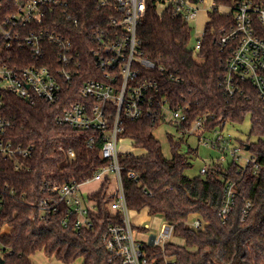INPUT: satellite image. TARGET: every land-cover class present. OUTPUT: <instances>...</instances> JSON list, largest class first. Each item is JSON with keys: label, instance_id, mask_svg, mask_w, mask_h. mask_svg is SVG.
Returning a JSON list of instances; mask_svg holds the SVG:
<instances>
[{"label": "trees", "instance_id": "obj_1", "mask_svg": "<svg viewBox=\"0 0 264 264\" xmlns=\"http://www.w3.org/2000/svg\"><path fill=\"white\" fill-rule=\"evenodd\" d=\"M14 0H1L12 7ZM67 0L66 15L56 17L59 31L68 33L75 47L88 54L90 39L85 30L100 23L106 26L117 16L114 0ZM198 1V0H192ZM214 11L208 13L196 54L187 50L190 27L169 12L149 4L136 31L143 56L155 69L142 77L155 79L158 96L170 107H187L188 120L212 115L207 122L213 128L225 121L231 125L250 116L248 139L241 147L249 151L253 164L241 171L233 160L226 164L213 162L205 175L190 178L184 170L192 166L196 150L187 154L171 146L166 158L154 131L160 122L144 114L136 121L122 120L120 138L129 139L140 153H121L122 185L128 210L146 209L174 225V237L183 239L184 246L172 241L166 244L167 254L174 264H261L264 262V104L250 91L245 96L228 97L222 86L227 53L221 51L218 38L222 28L232 24L230 14L217 8L232 4V0H213ZM67 16L72 19L67 20ZM76 20V23H74ZM91 59L86 64L91 65ZM92 66V65H91ZM77 82L91 78L89 69L78 73ZM81 100L78 91L49 105L35 104L13 93L0 95V119L10 123L4 139L14 145L32 148L27 157L0 158V264H34L31 257L42 251L63 264H120L109 261L105 249L106 229L118 223L120 215L111 213L108 205L114 199L112 183L107 178L85 198L96 203L92 212L93 227L76 230L71 215L67 226L62 220L67 206L57 202L50 185L62 186L72 181L84 182L107 161L100 155L102 137L88 130H77L55 123L57 116L71 103ZM95 136L92 148L86 145ZM254 138V141H250ZM69 151L73 153L71 157ZM133 171L135 176L129 177ZM226 181L234 182L236 197L225 223L218 216ZM42 201L55 205L47 211ZM249 202L244 220L243 210ZM190 217L202 222L194 230L186 222ZM156 251V250H155ZM156 253H158L156 251Z\"/></svg>", "mask_w": 264, "mask_h": 264}, {"label": "built area", "instance_id": "obj_2", "mask_svg": "<svg viewBox=\"0 0 264 264\" xmlns=\"http://www.w3.org/2000/svg\"><path fill=\"white\" fill-rule=\"evenodd\" d=\"M200 0H114L117 16L111 17L106 26L99 22L85 30L91 47L87 53L80 52L71 38L59 31L57 15H66L67 0H14L12 7L6 8L0 0V95L13 93L29 104L37 101L49 105L59 102L64 96H72L78 91L81 100L71 103L56 117L59 126H69L77 130H88L102 137L100 155L107 165L97 169L84 182L66 183L62 186L50 185L57 203L67 206V215L62 224L67 226L71 215L76 217L74 228L91 229L92 212L96 203L87 200L83 187L91 183H102L109 179L113 184L114 199L108 205L111 213L120 215L119 222L107 227L103 240L111 261L120 264H174V258L167 254L166 244L174 237V225L163 222L156 234L150 235L147 243L137 241L133 235L128 207L125 200L121 165L117 142L124 128L122 120L136 121L144 114L158 122L164 121L170 112V124L182 134L199 136L208 129L207 122L212 115L198 116L188 120L187 107H170L166 99L158 96L159 86L155 79L142 77L155 69V65L141 51L136 31L149 4L174 18L189 22L200 12ZM105 0L100 1L104 5ZM222 14H230L232 24L222 28L218 38L221 51L227 53L222 86L228 97L245 96L252 91L264 104V0H232V4L222 6ZM206 15L214 8L204 9ZM72 18L67 16V20ZM76 23V20H74ZM201 39L196 42L199 50ZM91 59V65L86 64ZM88 70L92 77L77 82L78 73ZM225 121L217 125L208 147L219 153L215 163H223L225 156L236 162L241 171L253 164L241 155L242 147L229 150L230 139L222 135ZM10 123L0 119V158L27 157L32 148L14 145L3 138ZM95 136L87 139L92 148ZM201 138V137H200ZM202 139V138H201ZM72 157L73 153L69 151ZM242 164H240V163ZM208 166L200 169L205 175ZM129 177L135 176L133 171ZM236 197L235 184L226 181L223 201L218 216L225 223ZM55 204V205H56ZM55 205L42 201L47 211ZM251 208L245 204L243 217ZM194 230L202 229V222L194 218L186 222ZM158 253H156V251ZM261 264H264L262 262Z\"/></svg>", "mask_w": 264, "mask_h": 264}, {"label": "rangeland", "instance_id": "obj_3", "mask_svg": "<svg viewBox=\"0 0 264 264\" xmlns=\"http://www.w3.org/2000/svg\"><path fill=\"white\" fill-rule=\"evenodd\" d=\"M213 0H200L198 6L201 9L196 19L189 22L190 36L189 41L186 46L187 50H191L193 54L197 53L196 42L201 38L203 33L204 24L208 19L204 9L214 8ZM218 12H223L226 10L224 7H218ZM170 112L165 113L164 121L160 122L159 126L154 131L155 139L160 143L162 154L166 158H170L172 155L171 146L178 145L177 151L181 154H187L189 150H196L195 156L192 158V166L184 170V174L190 178L200 175V169L207 165H211L219 157V153L214 149L208 147L206 140H210L213 137L215 131H219L218 126L206 129L201 136L197 134H182L178 131L175 126L170 124ZM251 127L250 116H246L242 123L237 125H231L225 123L222 129V135L230 139L229 150L233 147H241V142H245L248 139L249 131ZM202 139H201V138ZM250 141H254L251 138ZM207 144V145H206ZM118 151L122 153L138 154L140 151L133 147L132 142L127 138H118L117 142ZM243 159H248L250 157L249 151L242 150L241 155ZM231 158L225 156L223 164L230 161ZM240 163V162H239ZM242 164V163H240ZM98 183H91L83 187L84 196L87 192L93 191L97 188ZM113 186V184H112ZM130 223L133 227V235L137 241L142 243H147L149 236L156 234L164 219L159 215H150L147 213L146 209L139 211L128 210ZM190 217L188 221L192 220ZM172 242L184 246V241L181 238L173 237ZM31 260L34 264H63L54 257H49L45 255L42 251L36 252ZM83 260L78 259L73 264H82Z\"/></svg>", "mask_w": 264, "mask_h": 264}, {"label": "water", "instance_id": "obj_4", "mask_svg": "<svg viewBox=\"0 0 264 264\" xmlns=\"http://www.w3.org/2000/svg\"><path fill=\"white\" fill-rule=\"evenodd\" d=\"M246 149H248V147H246Z\"/></svg>", "mask_w": 264, "mask_h": 264}]
</instances>
